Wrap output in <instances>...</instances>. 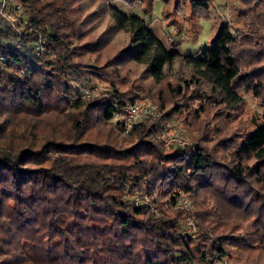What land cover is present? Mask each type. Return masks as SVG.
Masks as SVG:
<instances>
[{
  "label": "trees",
  "instance_id": "16d2710c",
  "mask_svg": "<svg viewBox=\"0 0 264 264\" xmlns=\"http://www.w3.org/2000/svg\"><path fill=\"white\" fill-rule=\"evenodd\" d=\"M188 1L209 19L201 0ZM9 2L23 17L15 31L0 16V264H207L213 254L264 264V116L250 133L202 134L191 154L164 149L159 120L127 137L112 123L140 100L145 81L164 82L177 62L188 79L170 90L190 92L191 116L213 103L240 105L228 29L221 24L210 47L182 55L112 0ZM115 37L118 48L104 52ZM114 58L140 67L141 85H128ZM74 77L108 91L85 96ZM179 106L158 105L161 120L181 115ZM176 191L197 202L196 241L178 231L187 216L163 208ZM136 193L151 205H136ZM233 218L237 234L225 226Z\"/></svg>",
  "mask_w": 264,
  "mask_h": 264
},
{
  "label": "rangeland",
  "instance_id": "374dc122",
  "mask_svg": "<svg viewBox=\"0 0 264 264\" xmlns=\"http://www.w3.org/2000/svg\"><path fill=\"white\" fill-rule=\"evenodd\" d=\"M201 1L203 7L210 13L208 14L209 19L204 18L206 14L201 13L200 7L194 9V5L188 0H112V3L124 15H134L145 19L149 24L151 33L171 52L191 55L202 51L205 47H210L220 30L221 24L228 29L234 39L235 43L232 50L237 56L240 72L236 81L238 94L242 99L240 105L226 109L213 103L209 107L207 106L205 112L199 117L191 116L189 113L192 112V108L197 105V102L194 103L190 100V92L188 93L181 88L182 95L178 96L170 90L171 87H175L177 84L182 85V82L188 79V70L179 62L167 71L164 82L153 84L148 80L142 85L139 94L140 100L136 104L153 105L157 108L160 126L161 124L165 125L163 129L161 128L159 140L162 142L160 138L165 131L176 128L181 132L180 137L185 140L190 152L192 148L196 150L198 147L197 140L202 134H208L215 139L221 137L217 132L218 130H221L223 135L226 134L225 130L231 128L234 129L232 133L238 135L240 132L250 133L261 124L264 116V0ZM7 3L8 10L13 17V19L7 18V20L11 22V27L17 31L16 21L19 17H23L21 7L11 4L9 0ZM7 20L5 19V21ZM105 27H107L106 21H104L99 32L103 31ZM38 41L40 46L44 43L40 35ZM113 41L119 43L117 37L113 38L103 49L104 52L112 53L118 48ZM102 54L105 57V53ZM110 58L107 59L110 60ZM104 62L101 60L98 64ZM111 63L120 66V74L122 77L126 76L128 85H141V78L139 77L142 70L140 67H136L125 60L121 63L115 62V58L110 61V65L114 67ZM84 71L91 72L92 70L85 68ZM72 79H75L74 83L83 88L85 96L96 97L106 94L108 91L104 84L94 83L85 78L80 83L77 81V77ZM160 97H162L161 100ZM184 103L189 105L188 109L185 108L186 106H182ZM175 104L181 105L179 109L182 114L171 117L169 120H161L163 113L158 105H162L167 110ZM54 118V114H49L50 121H53ZM208 128L211 130L210 133L207 132ZM174 148L176 147L166 148L164 146L166 150ZM136 197L133 198L136 204L140 205L142 203L140 199H142L151 205L147 194L136 193ZM182 197L188 203L187 209L183 203L174 207L171 200L163 208L183 212L187 219L180 224L178 231L188 239L196 241L199 232L196 225L197 202L190 199L185 193L182 194ZM229 220L230 222L225 225L228 226L227 231L239 229L237 227L241 222L235 218ZM239 231H235V234Z\"/></svg>",
  "mask_w": 264,
  "mask_h": 264
},
{
  "label": "built area",
  "instance_id": "2783aa9c",
  "mask_svg": "<svg viewBox=\"0 0 264 264\" xmlns=\"http://www.w3.org/2000/svg\"><path fill=\"white\" fill-rule=\"evenodd\" d=\"M8 15L10 16L8 17ZM0 16L6 20L7 18L13 19L12 15L10 14L8 10L7 0H0ZM7 21L11 24L9 20ZM0 61H2L1 56H0ZM148 119H155V120L159 119L157 108L153 105L134 104L132 106H128L124 108L123 111L117 113L114 116L112 123L115 125V128L117 129V131L123 137H127L131 135L134 127L137 124L145 120H148ZM160 127L163 129L165 125L161 124ZM180 133L181 132L178 129L171 128L165 131L160 139L162 140V143L166 148H169V147L185 148L187 147V144L185 140L180 137ZM194 151H195V148H192L190 154L193 153ZM175 194L176 195H174L175 197L172 203L173 206L177 207L180 205V203H183V206L185 207V209H187L188 203L182 197L183 193L181 191L179 192L176 191ZM207 264H244V263L231 261L223 255L213 254L209 257Z\"/></svg>",
  "mask_w": 264,
  "mask_h": 264
},
{
  "label": "water",
  "instance_id": "95a60500",
  "mask_svg": "<svg viewBox=\"0 0 264 264\" xmlns=\"http://www.w3.org/2000/svg\"><path fill=\"white\" fill-rule=\"evenodd\" d=\"M192 1V0H191Z\"/></svg>",
  "mask_w": 264,
  "mask_h": 264
}]
</instances>
